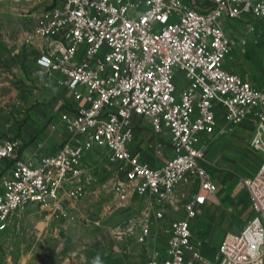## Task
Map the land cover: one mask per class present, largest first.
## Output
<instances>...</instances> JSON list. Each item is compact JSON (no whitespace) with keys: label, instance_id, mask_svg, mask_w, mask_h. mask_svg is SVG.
Here are the masks:
<instances>
[{"label":"built area","instance_id":"1","mask_svg":"<svg viewBox=\"0 0 264 264\" xmlns=\"http://www.w3.org/2000/svg\"><path fill=\"white\" fill-rule=\"evenodd\" d=\"M34 17L23 45L37 46L36 64L61 75L60 83L85 105L60 116L69 138L54 154L24 159L19 140L0 139V230L19 226L30 205L66 216V205L91 183L86 154L102 148L119 167L112 186L118 202L149 199L143 215L114 228V236L136 235L145 243L152 211L162 219L167 202L184 209L170 224L166 246L146 264H264V89L226 65L236 43L228 22L264 25V0H62ZM136 117L171 141L173 156L161 168L130 149ZM244 123L252 126L251 147L262 159L243 182L253 216L208 256L193 222L219 189L209 144ZM180 186L195 190L177 193Z\"/></svg>","mask_w":264,"mask_h":264},{"label":"crops","instance_id":"2","mask_svg":"<svg viewBox=\"0 0 264 264\" xmlns=\"http://www.w3.org/2000/svg\"><path fill=\"white\" fill-rule=\"evenodd\" d=\"M186 1L189 3L194 2V0ZM61 4L62 0H58L41 8L35 14L41 13L50 7L60 6ZM199 5L198 1L196 6ZM7 10L9 11L10 8H7ZM3 18H6V21H10L11 19L5 16ZM35 24L36 20L34 17V24L31 29L34 28ZM17 29H21V23L17 25ZM17 34L10 48V56L6 58L4 63L0 64V139L19 140L23 145L21 156L24 159H37L39 156L51 155L58 151L63 142L69 138V134L60 116L64 113H75L85 103L76 101L73 93L60 83L62 79L61 75L55 73L50 76L36 64L37 58L40 55L37 46L23 45L25 35L21 36L18 40L19 35ZM133 127L135 136L130 146L131 151L150 167L161 168L173 156V147L170 139L156 135L149 120L136 117L133 120ZM220 136L218 135L209 144L207 156L211 164L210 153H212V150L214 151L212 146ZM159 144H163V147H159ZM105 151L109 154L107 149L102 148H95L86 154L84 165L86 174L91 178V183L86 186V192L79 201L75 204L66 205V214L68 216L61 217L62 219L55 221L53 225L62 236H65V229L73 230L81 228L84 230V238L82 239L84 243H81V248H79L84 257V264H94V262H97V258L98 264H146L150 255L156 249H163L166 246L170 224L172 221L185 216L184 209L180 207L179 210H175L173 205L167 202L164 205V217L162 219L156 218L152 211V235L145 243L138 242L136 235L123 236L121 238L114 236L112 230L117 227L109 224L110 220H104V218L110 217L112 212L116 213L118 211V213H121L126 209L127 203L130 206L134 204L135 207L140 206L144 209L149 199L146 196H134L125 206H122V204L117 203L118 197L116 194H111L108 199V197L105 198L104 194L100 195L96 193L93 195V192H89L90 186L98 180L100 175L98 168H96V173L91 174L89 164L91 162L92 164H96L97 159H99L98 153ZM217 164L218 168L222 170L214 172L211 170V167L210 171L219 189L201 207L200 214L207 215L208 212L219 208L220 198L224 196V193L220 190L221 186L233 176L230 172L231 170L226 167L230 166L229 163L227 164L224 159ZM186 189L185 186H180L177 188V193ZM244 189L250 204L245 186ZM114 198L116 200L114 203H111L109 200ZM80 201L81 204L84 203V221L72 223L74 222L72 220L76 217L74 215L75 212L79 210L78 204ZM96 203H99L104 208V212L102 213L104 217L95 221L89 215L93 211V207L96 206ZM130 206L129 210L131 209ZM251 211L253 216L252 208ZM65 219H68V221ZM140 232L141 228L138 227L137 235ZM205 242V245L202 247L203 252L211 256L216 245H210L207 241Z\"/></svg>","mask_w":264,"mask_h":264},{"label":"rangeland","instance_id":"3","mask_svg":"<svg viewBox=\"0 0 264 264\" xmlns=\"http://www.w3.org/2000/svg\"><path fill=\"white\" fill-rule=\"evenodd\" d=\"M57 1L0 0V64L10 56V48L16 34L18 33L19 40L32 30L33 15L41 8ZM4 16L10 17V21H6ZM19 22L21 29L18 30ZM228 25L227 32L236 42L234 51L226 62L228 69L259 89H264V25L249 19L241 23L229 21ZM243 41L246 42L245 46ZM243 49L246 52H243ZM252 130L250 123L227 127L226 133L212 146L214 151L210 153L213 165L211 170L219 172L221 168H218L217 163L224 159L227 164L229 163L230 166L226 167L231 170L233 176L221 186L220 190L224 196L220 198L219 208L208 212L207 215L201 213L193 222L195 236L210 245L217 246L227 232H239L252 216L243 182L245 177L256 171L262 161L261 156L251 147ZM98 154L97 163L91 162L89 171L93 174L98 168L100 175L90 186L89 192H93V195L104 194L105 198L109 199L111 194H115L112 186L119 167L110 162L106 151ZM194 190L195 187H190L186 189V193L192 194ZM115 198L109 201L114 203ZM95 205L89 217L96 221L104 217L102 214L104 208L99 203ZM126 206L121 213L112 212L110 217L104 220L109 219L112 226L124 227L137 214L143 215L146 209L135 207L134 204L130 206L128 203ZM78 207L72 223L84 221V203L81 204L80 201ZM61 217L35 205H30L20 212L19 226H9L5 230H0V264H84V257L79 251L81 243H84L82 240L84 230L65 229V236L60 235L53 224L61 220Z\"/></svg>","mask_w":264,"mask_h":264},{"label":"clouds","instance_id":"4","mask_svg":"<svg viewBox=\"0 0 264 264\" xmlns=\"http://www.w3.org/2000/svg\"><path fill=\"white\" fill-rule=\"evenodd\" d=\"M94 264H98V258H97V262H94Z\"/></svg>","mask_w":264,"mask_h":264}]
</instances>
